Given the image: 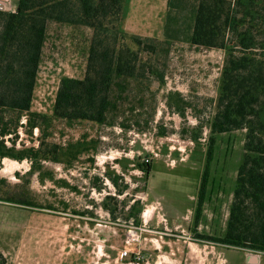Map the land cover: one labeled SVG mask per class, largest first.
Segmentation results:
<instances>
[{
	"label": "rangeland",
	"instance_id": "1",
	"mask_svg": "<svg viewBox=\"0 0 264 264\" xmlns=\"http://www.w3.org/2000/svg\"><path fill=\"white\" fill-rule=\"evenodd\" d=\"M124 7L126 32L164 39L168 0H124ZM91 38L89 29L49 25L31 108L47 118L35 119L40 127L32 128L23 117L19 129L2 138L7 148L28 156L24 161L0 158V252L6 264H135L138 251L140 264H257L258 256L264 264L262 254L201 241L193 232L207 126L214 115L225 53L176 42L165 62L164 85L143 80L147 105H155L146 127L125 131L119 125L57 120L53 110L60 81L85 76ZM174 93L193 106L185 118L168 105ZM244 140V131L218 137L206 188L211 201L198 224L200 234L219 237L226 230ZM43 146L47 151L56 148L57 159L55 154L46 159L29 156ZM147 160L153 171L145 186L140 164ZM108 174L119 176L121 186H130V197L142 200L140 226L121 218L114 222L97 206L116 196ZM24 201L33 206L19 203ZM161 215L165 221L157 225ZM184 218L181 227L174 224ZM166 244L174 248L173 261L166 259ZM124 250L130 255L123 259ZM149 251L158 254L149 258Z\"/></svg>",
	"mask_w": 264,
	"mask_h": 264
},
{
	"label": "trees",
	"instance_id": "2",
	"mask_svg": "<svg viewBox=\"0 0 264 264\" xmlns=\"http://www.w3.org/2000/svg\"><path fill=\"white\" fill-rule=\"evenodd\" d=\"M125 18L124 0H18L14 12L0 11V158L24 161L26 153H15L2 138L16 132L23 117L32 128L40 127L35 119L47 118L31 108L52 23L92 31L85 76L63 77L56 94L53 117L68 123L119 125L125 131L146 127L154 118L155 105H147L148 87L143 80L156 79L164 85L171 47L185 42L221 50L225 59L214 115L207 126L206 165L193 232L201 241L264 255V0H168L162 41L126 32ZM168 105L183 118L193 107L180 93L170 94ZM239 131L245 132L244 153L226 230L219 237L200 234L198 224L206 202L211 201L206 188L218 137ZM198 136L194 135V142ZM44 148L29 151V156L46 159L55 154L57 159L56 148ZM140 169L148 186L152 162H143ZM107 177L116 196L104 198L97 206L114 222L121 218L140 226L142 200L130 197V186H121L119 176ZM118 196L125 197L118 200ZM19 203L33 206L28 201ZM0 264H6L1 252Z\"/></svg>",
	"mask_w": 264,
	"mask_h": 264
},
{
	"label": "built area",
	"instance_id": "3",
	"mask_svg": "<svg viewBox=\"0 0 264 264\" xmlns=\"http://www.w3.org/2000/svg\"><path fill=\"white\" fill-rule=\"evenodd\" d=\"M0 11L13 12V11H15V7L10 0H0ZM147 213L148 212L146 210L144 214L146 215ZM159 219L161 221L164 220V218L162 216H159ZM130 233L133 235L134 234L136 235V232L131 231ZM120 255H121V258L124 259V258L129 257L130 254H129L128 250H124L123 252L120 253ZM134 261H135V264H140V262L142 261V257H141L140 253L134 254Z\"/></svg>",
	"mask_w": 264,
	"mask_h": 264
},
{
	"label": "crops",
	"instance_id": "4",
	"mask_svg": "<svg viewBox=\"0 0 264 264\" xmlns=\"http://www.w3.org/2000/svg\"><path fill=\"white\" fill-rule=\"evenodd\" d=\"M11 2H12V4L14 5V7H15V9H16V7H17V4H18V0H10ZM14 12V11H13ZM162 216V215H161ZM163 217V216H162ZM166 219V218H165ZM185 219L186 218H184V219H182V221H174V224H178L177 225V227H181V223L180 222H183V221H185ZM167 220V219H166ZM210 221H213L214 222V220L212 219H210ZM167 222V221H166ZM166 222L164 223V224H166ZM160 223V219H159V217L157 216V222H156V224L158 225ZM198 229H199V227L197 228V232H198ZM199 233V232H198ZM145 240H147V239H145ZM150 242H152V241H150ZM209 243V242H208ZM167 245H169V244H166V246ZM218 245V244H217ZM168 248H170V250H168ZM144 250H145V248H143ZM165 253H167V255H169V257L167 256V260H171V261H173V259L171 258L172 256H174L175 254H174V248L172 247V246H170L169 245V247H165ZM146 251H148V250H146ZM159 251V250H158ZM159 252H162V251H159ZM135 253H141L140 251H138V252H134V254ZM158 253H156V252H148V257L149 258H154V257H156V255H157ZM260 255V254H259ZM259 259V260H258ZM255 261V260H254ZM256 261H258L257 262V264H261V260H260V258H259V256L257 257V259H256ZM149 263V262H148ZM255 263V262H254ZM131 264V263H130Z\"/></svg>",
	"mask_w": 264,
	"mask_h": 264
}]
</instances>
